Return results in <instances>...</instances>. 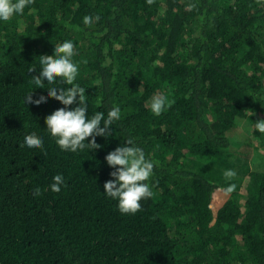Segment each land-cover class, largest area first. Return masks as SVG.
Wrapping results in <instances>:
<instances>
[{
  "label": "trees",
  "instance_id": "obj_1",
  "mask_svg": "<svg viewBox=\"0 0 264 264\" xmlns=\"http://www.w3.org/2000/svg\"><path fill=\"white\" fill-rule=\"evenodd\" d=\"M64 40L84 61L89 117L121 108L95 150L61 151L44 123L56 99L24 103L47 97L28 69L38 76L39 56ZM158 94L171 104L157 116ZM261 119L264 0H34L0 22V264H264V154L250 161ZM237 127L245 148L230 151ZM30 133L43 150L22 146ZM127 138L154 163V195L135 214L103 193L105 156Z\"/></svg>",
  "mask_w": 264,
  "mask_h": 264
},
{
  "label": "clouds",
  "instance_id": "obj_2",
  "mask_svg": "<svg viewBox=\"0 0 264 264\" xmlns=\"http://www.w3.org/2000/svg\"><path fill=\"white\" fill-rule=\"evenodd\" d=\"M33 2L34 0H0V22L22 15L25 8ZM99 19V15H85L82 18L85 25ZM75 55L73 41L64 40L59 46H54L51 56H39V75L32 74L37 68L30 67L28 73L31 75L33 88H46L47 97L38 96L33 99L28 92L23 98L26 107L28 105L38 107L46 103L47 98H54L64 106L45 117V130L61 151L73 153L100 148L101 145L96 142V137L112 136V125L119 121L122 115L121 108L116 105L110 108L106 115L102 111H96L89 117L85 88L78 83L80 63L84 61H75ZM170 104L171 101L166 95L158 94L151 98L149 108L153 115L158 116ZM71 105L76 106L69 107ZM240 126L243 127V124ZM255 130L264 133V119L255 122ZM89 137L91 139L86 142V138ZM22 146L43 150L44 139L35 133H30L24 137ZM105 160L113 170L110 172L111 179L104 183V195L116 201V207L121 214H135L140 211L141 202L154 195L150 183L154 168L153 161L147 158L144 149L130 138H127L123 145L108 152ZM235 176L236 172L233 169L223 171L226 181H232ZM52 180L49 188L53 192H60L66 185V178L62 173L54 175ZM235 189V183H228L224 191L231 193ZM40 193L41 189L37 187L34 194L40 195Z\"/></svg>",
  "mask_w": 264,
  "mask_h": 264
},
{
  "label": "rangeland",
  "instance_id": "obj_3",
  "mask_svg": "<svg viewBox=\"0 0 264 264\" xmlns=\"http://www.w3.org/2000/svg\"><path fill=\"white\" fill-rule=\"evenodd\" d=\"M243 132L244 130L240 127L234 128L230 131V138H231V148L230 151H234V150H242L244 147V145L240 142L244 141V137H243ZM240 146V147H239ZM256 147V146H255ZM263 154H264V145L259 146L257 149H253L252 153L250 155V161L251 159L254 160H260L263 158ZM256 164H261V161H256Z\"/></svg>",
  "mask_w": 264,
  "mask_h": 264
}]
</instances>
